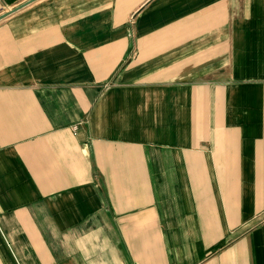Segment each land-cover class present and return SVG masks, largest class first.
I'll list each match as a JSON object with an SVG mask.
<instances>
[{
  "label": "crops",
  "instance_id": "crops-1",
  "mask_svg": "<svg viewBox=\"0 0 264 264\" xmlns=\"http://www.w3.org/2000/svg\"><path fill=\"white\" fill-rule=\"evenodd\" d=\"M0 264H264V0H0Z\"/></svg>",
  "mask_w": 264,
  "mask_h": 264
}]
</instances>
